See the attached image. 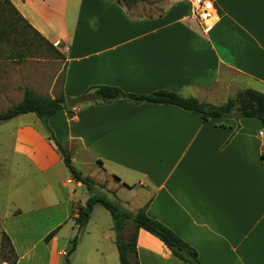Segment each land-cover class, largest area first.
Wrapping results in <instances>:
<instances>
[{"label":"crops","instance_id":"obj_1","mask_svg":"<svg viewBox=\"0 0 264 264\" xmlns=\"http://www.w3.org/2000/svg\"><path fill=\"white\" fill-rule=\"evenodd\" d=\"M210 1L216 19L205 31L192 18L193 0L138 2L131 13L115 0H10L60 50L66 102L89 96L93 87L133 95L166 91L216 106L243 89L264 96V0ZM143 9L147 15H136ZM68 109L49 118L53 136L72 153V163L79 155L87 158L95 181L112 180L108 190L125 210L144 209L194 249L200 264H264V126L259 120L202 122L175 106L132 102L92 105L89 100ZM29 115L30 121L8 132L9 198L12 168L25 179L33 176L26 184L41 188L25 200L47 202L41 209L48 211L46 217L54 212L62 217L51 229L70 221L78 237L90 223L98 224L97 206L78 231L74 219L88 198L85 188L70 178L39 120L23 116ZM72 144L77 149L71 152ZM1 169L0 164V176ZM51 195L57 199L48 200ZM38 210L17 209L13 217ZM0 229L14 248L16 264H24L27 255L17 252L12 239V211L0 213ZM93 231L98 233L88 234ZM102 239L114 243L112 229ZM57 245L55 234L45 264H61L56 255L65 251L56 253ZM136 256L138 264H182L143 230L136 235Z\"/></svg>","mask_w":264,"mask_h":264},{"label":"rangeland","instance_id":"obj_2","mask_svg":"<svg viewBox=\"0 0 264 264\" xmlns=\"http://www.w3.org/2000/svg\"><path fill=\"white\" fill-rule=\"evenodd\" d=\"M173 1L150 0L147 1V4L159 3L167 5ZM131 5L133 4L125 5L130 13ZM140 14L147 15V9H143L142 13L138 12L136 15ZM6 22L9 23L10 18H6ZM61 55L60 50L56 46L52 45V50L42 46L29 32L27 34L26 28L12 32L11 36L7 33L2 35L0 37V113L14 106V104L16 105L20 101L24 89H29L36 95L45 98H49L53 94L55 97L59 95L61 93L63 70ZM245 90L237 91L230 98ZM75 107L77 106L72 108ZM31 117L32 115L21 116L13 122L0 125V164L2 165L0 176V213L4 214L5 212L10 213L12 211V239L16 244L17 252L19 254L26 253L27 255L23 263L45 264L50 250L47 248V243L41 239H44L49 233L53 232L51 227L62 218L60 213L54 212L51 217H46L48 211L41 209L44 205L48 204L47 202H28L27 199L31 195L30 191L36 192L41 186L34 184L28 186L26 182L30 181L33 176L28 179H25L23 176L20 177L16 172V168H12V199L9 198V164L12 157V141L8 132L12 128V125L25 122L26 120L30 121ZM39 129L44 132L41 123ZM69 148L71 152L77 149L73 144L69 145ZM72 165L77 171L81 172L82 176L89 177L94 181L96 184L95 189L98 192L105 194L109 200L116 201L112 190H108V186L112 180L105 176L97 178L95 181V167L89 163L86 157H81V155L75 157ZM26 191L29 192L26 194ZM83 192L84 195L89 196L86 189H83ZM51 197L48 200L57 199L55 195H51ZM25 198L27 199L25 200ZM17 209L25 212L26 210H40L33 216L24 215L16 219L13 216H15L16 213L14 212ZM95 211L94 221L99 225L90 223L85 233L78 235L75 251L69 257V264H106L109 261L119 264L115 243L110 244L100 241H103L102 233L108 232L109 229H112L115 241V232L110 214L101 206H97ZM97 226H100L101 229ZM72 227L69 221L56 231L58 236L56 253L65 251L60 256L56 255V257H60L61 264L66 257V252L74 244L75 237L77 236L76 229L75 231H71ZM94 229L98 233L93 231L89 235L88 232ZM132 232L133 227L131 224H128L122 231V238L127 239ZM2 234L3 232L0 229V264H13V254L16 255V253L15 251L14 253L10 251ZM94 235L97 236V241L94 240ZM106 246L109 247L107 248Z\"/></svg>","mask_w":264,"mask_h":264},{"label":"trees","instance_id":"obj_3","mask_svg":"<svg viewBox=\"0 0 264 264\" xmlns=\"http://www.w3.org/2000/svg\"><path fill=\"white\" fill-rule=\"evenodd\" d=\"M115 1L120 5H130L138 2H147L148 0ZM6 18H10L9 23L6 22ZM23 28H26L27 34L29 32L42 46L52 50V45L28 24L10 0H0V37L5 33L11 36L12 32H16L18 29L23 30ZM61 58L63 59L62 55ZM86 94H89L92 105H104L116 102L171 105L197 115L202 122L210 119L253 118L259 120L264 126V96L253 90H245L238 93L235 97L228 98L225 103L218 106L200 103L194 98H182L175 93L166 91H157L148 95H133L125 94L115 87H93ZM65 103L66 99L61 93L53 99H50L40 97L29 89H24L21 101L0 113V125L27 114H33L40 121L46 139L54 145L70 178L75 183L81 184L89 194L84 205L77 208L76 211L74 223L78 231L88 223L93 208L95 206H101L110 214L113 223L115 232L114 243L118 253L119 264H138L136 256V235L139 230H143L158 239L170 252L171 257L180 263L200 264L194 249L190 248L170 229L149 218L145 214L144 209H140L134 214L125 210L117 200H109L105 194L98 192L95 189L96 184L94 181L89 177L82 176L81 172L74 168L70 151L55 139L48 126V120L51 116L58 111L66 109ZM68 110L71 111L70 108ZM113 180L116 182L119 181L116 177H113ZM128 224L132 225L133 232L127 239L122 238V231ZM55 234L56 230L49 233L43 241L48 243ZM2 235L10 251L14 253L8 237L4 233ZM75 238V242L66 252V257L62 264H69V257L75 251L77 236ZM13 257V264H15L17 260L16 255L13 254Z\"/></svg>","mask_w":264,"mask_h":264},{"label":"built area","instance_id":"obj_4","mask_svg":"<svg viewBox=\"0 0 264 264\" xmlns=\"http://www.w3.org/2000/svg\"><path fill=\"white\" fill-rule=\"evenodd\" d=\"M192 18L208 31L215 22V9L210 0H193Z\"/></svg>","mask_w":264,"mask_h":264},{"label":"water","instance_id":"obj_5","mask_svg":"<svg viewBox=\"0 0 264 264\" xmlns=\"http://www.w3.org/2000/svg\"><path fill=\"white\" fill-rule=\"evenodd\" d=\"M90 100V97L89 96H84V97H79V98H76V99H71L69 101L66 102V106L68 108H72L74 106H77L81 103H84V102H87Z\"/></svg>","mask_w":264,"mask_h":264}]
</instances>
